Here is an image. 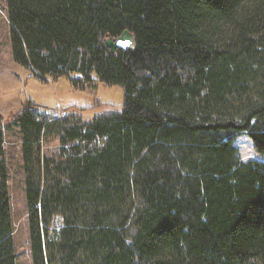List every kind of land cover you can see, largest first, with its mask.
Returning <instances> with one entry per match:
<instances>
[{"label": "trees", "instance_id": "1", "mask_svg": "<svg viewBox=\"0 0 264 264\" xmlns=\"http://www.w3.org/2000/svg\"><path fill=\"white\" fill-rule=\"evenodd\" d=\"M39 79L119 86L118 111L12 117L31 264H264V0H5ZM127 30L133 47L105 39ZM0 117V264H16ZM56 137L47 156L41 146Z\"/></svg>", "mask_w": 264, "mask_h": 264}, {"label": "rangeland", "instance_id": "2", "mask_svg": "<svg viewBox=\"0 0 264 264\" xmlns=\"http://www.w3.org/2000/svg\"><path fill=\"white\" fill-rule=\"evenodd\" d=\"M122 89L97 83L94 88L75 89L65 77L39 79L29 68L14 62L11 55L10 27L5 13V0H0V117L4 125L5 159L8 167L10 212L14 225L13 241L16 264H31L26 220V204L21 169L20 140L14 127H8L21 107L31 102L40 115L65 116L68 113L90 120L95 114L118 111L122 106ZM56 137L43 143L41 149L48 155L57 151ZM234 145L240 159L264 163V154L254 150L245 134L236 136Z\"/></svg>", "mask_w": 264, "mask_h": 264}, {"label": "water", "instance_id": "3", "mask_svg": "<svg viewBox=\"0 0 264 264\" xmlns=\"http://www.w3.org/2000/svg\"><path fill=\"white\" fill-rule=\"evenodd\" d=\"M134 44V37L133 34L127 30H124L121 35L114 37V38H107L105 39V45L111 51L115 49H128L133 47Z\"/></svg>", "mask_w": 264, "mask_h": 264}]
</instances>
